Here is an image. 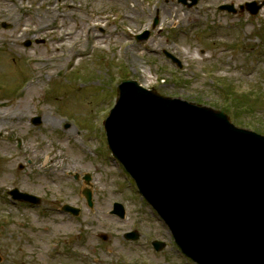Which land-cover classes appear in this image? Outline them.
Here are the masks:
<instances>
[{
	"label": "rangeland",
	"instance_id": "rangeland-1",
	"mask_svg": "<svg viewBox=\"0 0 264 264\" xmlns=\"http://www.w3.org/2000/svg\"><path fill=\"white\" fill-rule=\"evenodd\" d=\"M178 1L0 0V53L17 50L22 56L24 52L44 58L32 70L20 55H0V152L4 157L19 156L0 163V177L6 188L16 177L24 189L17 165L24 163L23 153L37 161L39 144L45 164L40 179L30 182H44L45 204L57 199L61 205L60 197H66L72 206H84L77 218L81 224L63 219L49 226L52 232L44 239L36 235L42 240L34 241L31 236L35 245L29 246L26 223L37 226V215L0 201V264H183L170 248L159 254L151 249L154 240L167 244L169 231L152 215L134 184L119 173L118 164L101 151L102 122L113 107L117 86L136 81L162 96L224 111L236 127L255 128L264 135V7L255 18L244 8L237 16L217 9L223 4L239 9L264 0H198L191 8ZM52 12L56 19L51 24ZM3 23L12 29H3ZM62 29L77 35L63 46L58 42ZM146 30L150 35L136 40ZM28 41L31 46L23 47ZM70 48L79 54L64 62ZM164 50L181 61V69L162 55ZM218 83L230 86L215 90ZM231 86L234 93L228 91ZM38 117L42 124L33 127ZM70 173L90 174L93 208L81 199L84 182H70ZM56 177L60 181L55 183ZM113 202L125 206L124 220L110 216ZM133 230L140 239L126 241L123 234ZM51 241L76 251L66 256L59 252L61 256L51 260Z\"/></svg>",
	"mask_w": 264,
	"mask_h": 264
},
{
	"label": "water",
	"instance_id": "water-1",
	"mask_svg": "<svg viewBox=\"0 0 264 264\" xmlns=\"http://www.w3.org/2000/svg\"><path fill=\"white\" fill-rule=\"evenodd\" d=\"M118 92L109 148L182 252L199 264H264V137L135 82Z\"/></svg>",
	"mask_w": 264,
	"mask_h": 264
},
{
	"label": "flooded vegetation",
	"instance_id": "flooded-vegetation-1",
	"mask_svg": "<svg viewBox=\"0 0 264 264\" xmlns=\"http://www.w3.org/2000/svg\"><path fill=\"white\" fill-rule=\"evenodd\" d=\"M28 137L25 138V140H27ZM29 142V141H28ZM35 144H38V142L34 141ZM30 145V143H29ZM37 148H39V152L37 157H35L37 159V161H34L32 159H27V155L25 153L22 154V159L25 160L24 163L22 165L19 166V169L23 172V177H24V190L27 193H31L37 197H39L41 199L40 201V205H41V212L38 218V222L42 223L44 225L51 226V225H57L58 221H54V218L56 217L54 215L55 212V208L57 207L56 204L51 203L50 205H43V201L42 199H44V197L46 196L44 189L46 188L43 183L34 186L33 183L34 181H38L40 179V177L42 176L41 174H39V171H41V169L43 168L42 166H44L45 163V156H44V149L39 146V144L37 145ZM41 153V156H40ZM9 156H14V154H9ZM50 159V157H49ZM34 166H37L38 168L35 169ZM59 172L57 171V173L54 176H58ZM1 177H3V175L0 174ZM0 177V178H1ZM44 180L46 179H50L47 176H43ZM57 179H55V183L60 181V177H56ZM11 179V178H10ZM8 180L9 184H10V189H14L17 188L18 185H16L15 180ZM19 181V180H18ZM31 181V182H30ZM52 186V184H51ZM54 186V184H53ZM57 188H60V186H58ZM19 189V188H18ZM51 190V189H50ZM60 191V190H59ZM51 202H55L54 199L50 200ZM68 224H70V222H67ZM28 237L30 238L31 236H35L38 235L39 237L43 238L46 236H49L51 234V230L50 227L45 228V227H41V231L40 232H35L32 227H28ZM50 232V233H49ZM38 238V237H37ZM40 239V238H39ZM42 240V239H41ZM29 244L31 245V240H28Z\"/></svg>",
	"mask_w": 264,
	"mask_h": 264
},
{
	"label": "bare ground",
	"instance_id": "bare-ground-1",
	"mask_svg": "<svg viewBox=\"0 0 264 264\" xmlns=\"http://www.w3.org/2000/svg\"><path fill=\"white\" fill-rule=\"evenodd\" d=\"M53 13L54 12H52L50 14H53ZM55 19H56L55 14L51 15V17L49 19L50 23L52 24L55 21ZM61 31H62L61 33L59 32L58 42H60L62 44V46L65 45L69 41H73L75 36H77L74 31L67 30L70 33L63 32L64 29H62ZM35 35H37V33H34V36ZM93 39L95 41V45L98 46L99 45V41L97 40V38L93 37ZM72 48L68 49V51L66 52V58L63 60L64 62H70L77 54H79V52H77V51L75 52L74 49H72ZM61 51H62V48H61ZM30 57H31V55H30ZM40 59H44V58L43 57H38V56H35V57L33 56V61H34V66L33 67L34 68H36V66L38 67V63H36V62L40 61Z\"/></svg>",
	"mask_w": 264,
	"mask_h": 264
}]
</instances>
